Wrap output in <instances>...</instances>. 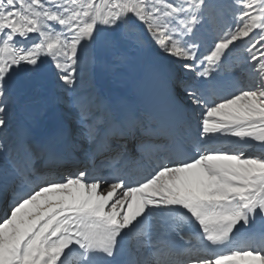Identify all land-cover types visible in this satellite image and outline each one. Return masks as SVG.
<instances>
[{
    "label": "snow or ice",
    "instance_id": "6c2138e0",
    "mask_svg": "<svg viewBox=\"0 0 264 264\" xmlns=\"http://www.w3.org/2000/svg\"><path fill=\"white\" fill-rule=\"evenodd\" d=\"M0 264H264V0H0Z\"/></svg>",
    "mask_w": 264,
    "mask_h": 264
},
{
    "label": "bare ground",
    "instance_id": "6f19581e",
    "mask_svg": "<svg viewBox=\"0 0 264 264\" xmlns=\"http://www.w3.org/2000/svg\"><path fill=\"white\" fill-rule=\"evenodd\" d=\"M120 91L130 102L150 111L162 112L170 103L163 80L144 85L135 78H129L120 86Z\"/></svg>",
    "mask_w": 264,
    "mask_h": 264
}]
</instances>
